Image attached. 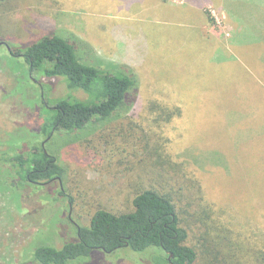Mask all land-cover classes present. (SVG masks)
<instances>
[{
    "label": "rangeland",
    "instance_id": "obj_1",
    "mask_svg": "<svg viewBox=\"0 0 264 264\" xmlns=\"http://www.w3.org/2000/svg\"><path fill=\"white\" fill-rule=\"evenodd\" d=\"M117 1L0 0V41L13 54L73 32L93 46L95 66L127 64L138 78L128 113L59 151L71 205L54 196L56 184L0 193V264H43L39 246L73 240L98 208L131 211L145 188L172 197L195 264H264V0L131 11ZM22 64L0 46V136L33 125L26 102L40 90L19 82L30 76L27 65L15 72ZM51 82L54 94L67 92ZM156 250L96 249L69 264H155Z\"/></svg>",
    "mask_w": 264,
    "mask_h": 264
},
{
    "label": "trees",
    "instance_id": "obj_2",
    "mask_svg": "<svg viewBox=\"0 0 264 264\" xmlns=\"http://www.w3.org/2000/svg\"><path fill=\"white\" fill-rule=\"evenodd\" d=\"M93 53L96 54L90 43L68 32L65 37L52 34L28 45L22 57L10 54L23 63L15 72L26 74L27 65L36 80L29 76V80L23 77L19 82H32L39 88L40 97L27 98L35 117L23 135L3 132L0 136L3 195L13 197L14 191L20 193L30 185L56 184L54 196L68 197L72 202L65 187L66 168L60 162L59 151L86 140L88 134L121 118L132 108L138 93V78L133 70L127 64L97 67ZM53 78L60 79L67 92L54 94ZM78 92L84 96H78ZM12 93L19 94V89H13ZM65 136L70 139L68 143L56 144L57 139ZM132 204L131 211L122 213L98 208L89 225L77 227V237L65 239L60 245L39 246L34 261L69 264L96 249L114 253L123 248L145 251L155 247L158 249L155 264H195L198 253L186 243L188 231L182 226L171 196L145 188L134 196ZM206 212L208 215L209 208ZM220 235L219 240H224Z\"/></svg>",
    "mask_w": 264,
    "mask_h": 264
},
{
    "label": "crops",
    "instance_id": "obj_3",
    "mask_svg": "<svg viewBox=\"0 0 264 264\" xmlns=\"http://www.w3.org/2000/svg\"><path fill=\"white\" fill-rule=\"evenodd\" d=\"M108 1H110V0H108ZM114 1H116V0H114ZM125 1L126 2H130L132 4H130V3L124 4L121 0H119L117 2L120 4V10H129V11H131V10H134V9H138V8H135L136 4H138L140 6V10H141V9H145L146 8V5H149V7H150V6H152V5L155 4L157 6V3H162L163 4L166 0H125ZM208 2L217 5V0H215V1H213V0L212 1H207L206 3H208ZM172 4H178V2H174ZM203 5L204 4H202L199 7V11H204L205 10L204 7H203ZM86 36H88V35H86ZM88 37L87 38L90 39V36H88ZM261 55L264 56V52H261Z\"/></svg>",
    "mask_w": 264,
    "mask_h": 264
},
{
    "label": "flooded vegetation",
    "instance_id": "obj_4",
    "mask_svg": "<svg viewBox=\"0 0 264 264\" xmlns=\"http://www.w3.org/2000/svg\"><path fill=\"white\" fill-rule=\"evenodd\" d=\"M6 44H7V43H5V42H0V46L5 45V46L7 47ZM8 51H9V53H10L11 55H14L15 57H16V56H17V57H18V56H24V54H22V55H21V54H13V53H12V50H11V51L8 50ZM31 74H32V73H30L31 78H33V80H35L34 77H33ZM35 81H36V80H35ZM47 139H50V137H48ZM44 144H45V143H43V146H44ZM61 188H62V184H61ZM69 203H70V202H69ZM70 205H71V203H70ZM69 217H70V219H71V216H69ZM71 220H72V219H71ZM74 223H75V222H74ZM77 227H78V226H77Z\"/></svg>",
    "mask_w": 264,
    "mask_h": 264
},
{
    "label": "water",
    "instance_id": "obj_5",
    "mask_svg": "<svg viewBox=\"0 0 264 264\" xmlns=\"http://www.w3.org/2000/svg\"><path fill=\"white\" fill-rule=\"evenodd\" d=\"M6 45H7L8 50L11 51V47H10V45H8V44H6ZM43 184H45V183H43Z\"/></svg>",
    "mask_w": 264,
    "mask_h": 264
}]
</instances>
